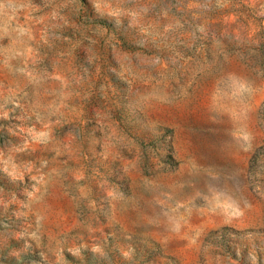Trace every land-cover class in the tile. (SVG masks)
<instances>
[{"label":"rangeland","instance_id":"obj_1","mask_svg":"<svg viewBox=\"0 0 264 264\" xmlns=\"http://www.w3.org/2000/svg\"><path fill=\"white\" fill-rule=\"evenodd\" d=\"M0 264H264V0H0Z\"/></svg>","mask_w":264,"mask_h":264}]
</instances>
